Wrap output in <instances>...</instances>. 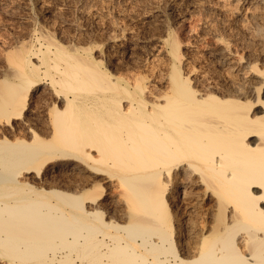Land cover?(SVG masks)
<instances>
[{"label": "bare ground", "instance_id": "bare-ground-1", "mask_svg": "<svg viewBox=\"0 0 264 264\" xmlns=\"http://www.w3.org/2000/svg\"><path fill=\"white\" fill-rule=\"evenodd\" d=\"M186 1L179 16L149 4L162 19L148 45L118 27L100 45L64 41L30 20L3 49L0 264H264V53L213 32L189 56L163 21L185 28ZM230 1L235 16L264 14V0Z\"/></svg>", "mask_w": 264, "mask_h": 264}, {"label": "rangeland", "instance_id": "rangeland-1", "mask_svg": "<svg viewBox=\"0 0 264 264\" xmlns=\"http://www.w3.org/2000/svg\"><path fill=\"white\" fill-rule=\"evenodd\" d=\"M17 4H16V2ZM0 0V54L4 53L2 51L5 50V48H10V47H13L15 42L17 40H19L20 38H22L25 33L32 27V25L34 26H41L40 23L43 24V28L44 29H47L50 33H53V35L55 36L56 39H60V40H64V41H69V42H80L81 39L83 42V39L85 42H89L91 44H102L105 38V35H106V32H110V30H116V28L118 27V29L116 31H120V33L122 31V34H123V37L124 38H128V37H131L135 42H139L138 44H142V42L144 40H146V37H147V34L148 37L150 36H156L159 34V31L161 28V17L157 16L156 12H153V13H150L149 11V4L152 5V3H155L156 5H158V10L159 11H163L164 10V6H165V3H169V4H172L174 5V14L178 15L179 14H182V12L180 13V11L184 10L187 8V1L186 0H165V3L163 0H143V1H140V0H43L44 4L47 5L49 7V9H45L44 7H40L38 8L40 5H41V1L42 0ZM75 1V2H74ZM82 1V2H81ZM84 1V2H83ZM89 1V3H88ZM97 1V2H96ZM102 1V2H101ZM107 1V3H105ZM115 1V2H113ZM120 1V2H118ZM136 3H135V2ZM148 1V2H147ZM158 3H157V2ZM160 1V2H159ZM202 1V4H204L203 6H201V2L197 4V0L193 1L192 2L195 4L192 3L194 9L191 8L192 12H189L190 14H188V18L186 20V23H184L185 25V28L184 26L182 25L181 27L179 26H174L175 24L173 23L174 21V18L172 16H166L163 21L165 24L168 25V27H177L175 29L177 30H174L173 28V31H176L174 32L175 33V36L178 35V40H183V43L184 42H189L190 41V44H183L182 41H181V44L182 45V50H185V48H189L190 45H194V47H196V50L195 52H192V53H188V51H186V53L190 55H192L193 53L197 54L195 56H199V54L202 52V50L204 51L206 47H209V46H212V42H211V35L212 33L216 32L215 35L218 36L219 38H221L223 41H225L226 43H228V45L230 46L229 48H231V50L233 52L236 53V51L234 50H237V53L238 55H241V56H248V55H254V56H258V55H262L264 53V29L263 25H264V20H262V17L264 16V14L261 16V19L258 20V22L256 23L255 20H252V19H249L246 15L245 12L241 11V13L238 15V16H235L234 14H231L232 12H234L233 10H235V7L234 5L230 4V0H205V2L203 0H200ZM219 1V3L222 5L223 3L225 4H229L228 6H226L225 4H223V7H222V13L224 14H221V13H218L215 11V9H211V8H216V6L219 7V3L217 4L216 2ZM221 1L223 3H221ZM230 1V2H229ZM10 2V3H9ZM15 2V3H14ZM34 2V3H33ZM37 2V3H36ZM40 2V3H39ZM58 4H56V3ZM68 2V4H67ZM79 2V3H77ZM81 2V3H80ZM87 2V3H86ZM126 4H125V3ZM140 2V3H139ZM146 2V3H145ZM175 2V3H174ZM199 2V0H198ZM229 2V3H228ZM21 3V4H20ZM27 3V4H26ZM54 3V4H53ZM76 3V5H74ZM94 3V6L93 4ZM96 3V5H95ZM111 3V4H110ZM117 5H116V4ZM144 3V4H143ZM163 3V4H162ZM182 3V4H180ZM210 3V4H209ZM215 3V6L213 7V4ZM24 4V6H23ZM40 4V5H39ZM56 4V5H55ZM72 4V5H71ZM79 4V7H77ZM86 4L89 6L87 7H90L89 9L86 7ZM92 4V5H91ZM129 4V5H128ZM142 4V6H141ZM162 4V5H161ZM177 4V5H176ZM186 4V5H185ZM200 4V5H199ZM212 5V7L208 6V5ZM21 5V6H20ZM34 5V6H33ZM36 5V7H35ZM39 5V6H38ZM55 5V6H54ZM59 5H62L64 7V10L62 6H59ZM82 7H81V6ZM99 5V7H98ZM138 5V6H137ZM146 5V6H145ZM148 5V6H147ZM160 5H161V8H160ZM183 5V6H182ZM206 5V7H205ZM234 7H232V6ZM69 8H68V7ZM76 6V7H75ZM108 6V7H107ZM113 6V7H112ZM134 6V7H133ZM186 6V8H185ZM195 6V7H194ZM200 8H199V7ZM61 7V8H60ZM72 7V8H70ZM86 7V8H85ZM140 7V8H138ZM144 7V9H143ZM180 7V8H179ZM205 10H203L202 8ZM228 7V8H227ZM11 8V9H10ZM20 8V9H19ZM36 8V9H34ZM58 8V10H57ZM79 8V9H78ZM82 8V9H81ZM85 8V9H84ZM161 10H160V9ZM197 8V9H196ZM206 8V9H205ZM228 9L227 12L226 10L224 9ZM233 8V10H232ZM15 9V10H14ZM17 9V10H16ZM29 9V10H27ZM34 9V10H33ZM39 12H38V10ZM44 9V11L42 12V10ZM91 9V10H90ZM140 9V10H139ZM176 9V10H175ZM196 9V10H195ZM208 9V10H207ZM231 9V10H230ZM27 10V12H25ZM55 12H54V11ZM145 10V11H143ZM147 10V12H146ZM203 10V11H202ZM210 10V11H209ZM230 10V12H229ZM37 11V12H36ZM82 11V12H81ZM87 11V12H85ZM143 11V12H142ZM200 11V15L198 12ZM207 11V12H206ZM214 11L216 13H214ZM9 12V13H8ZM36 12V13H35ZM90 12V13H89ZM140 12V13H139ZM177 12V13H176ZM196 12V13H195ZM207 13L208 15L206 14H203V13ZM211 12V13H210ZM213 12V13H212ZM229 12V14H228ZM13 13V14H12ZM46 13V14H45ZM50 13V14H49ZM54 13V15L52 14ZM83 13V14H82ZM85 13V14H84ZM179 13V14H178ZM192 13V15H191ZM199 16H198V14ZM29 14V16H28ZM42 14V15H41ZM50 16H49V15ZM123 14V15H122ZM142 14V15H140ZM143 14H146V15H143ZM156 14V15H155ZM196 14V15H195ZM211 14L212 16L214 17H211ZM228 14V15H227ZM243 14V15H242ZM245 14V15H244ZM39 15V16H38ZM52 15V16H51ZM58 15V16H57ZM131 15V16H130ZM153 17H152V16ZM206 15V16H204ZM218 15L220 16L218 18ZM233 15V16H231ZM28 16V17H27ZM87 16V17H85ZM90 16V17H88ZM92 16V17H91ZM128 16V17H127ZM136 16V17H135ZM143 16V17H142ZM148 16V17H147ZM217 16V17H215ZM225 16V18H224ZM231 16V17H230ZM245 16V17H244ZM31 17V19H30ZM42 17V18H41ZM52 18V20L50 18ZM78 17V18H77ZM83 17V18H82ZM142 19H141V18ZM152 17V18H151ZM169 17V19H168ZM172 17V18H171ZM191 17V18H190ZM193 17V19H192ZM205 17V18H203ZM207 17H209L208 19H206ZM241 17V19L239 18ZM243 17V19H242ZM246 17H247V20H246ZM47 18H49L47 20ZM54 18V19H53ZM61 18V19H60ZM99 18V19H98ZM128 18V19H127ZM130 18V19H129ZM139 18V19H138ZM147 18V19H146ZM171 18V19H170ZM201 18V19H200ZM221 18V19H220ZM223 18V19H222ZM229 18V19H228ZM236 18V19H235ZM245 18V19H244ZM38 19V20H37ZM103 19V20H102ZM112 19V20H111ZM156 19V21H155ZM217 19V20H216ZM235 19V21H234ZM242 21V23H240V21ZM30 20H32V25L29 23ZM42 20V21H41ZM58 20V21H57ZM110 20V21H109ZM134 20V21H133ZM142 20V21H141ZM152 20V21H151ZM190 20V21H189ZM192 20V21H191ZM205 20V21H204ZM213 20V21H211ZM246 20V22H245ZM40 21V22H38ZM53 21V23H52ZM74 21V22H73ZM129 21V22H128ZM139 21V22H138ZM144 21V22H143ZM149 21V22H148ZM154 21V22H153ZM158 21V22H157ZM160 21V22H159ZM204 23H203V22ZM208 21V22H206ZM218 21V22H217ZM226 21V23H225ZM229 21V22H228ZM234 21V22H233ZM238 21V23H236ZM249 21V22H247ZM68 22V23H66ZM85 22V23H84ZM112 22V23H111ZM158 24H157V23ZM220 22V23H219ZM245 22V23H244ZM260 22V23H259ZM263 22V23H262ZM29 23V24H28ZM80 25H79V24ZM93 23V24H92ZM102 23V24H101ZM144 23V24H143ZM156 23V24H155ZM160 23V24H159ZM171 23V24H170ZM189 23V24H187ZM207 23V24H206ZM211 23V24H210ZM213 23V24H212ZM219 23V24H218ZM224 23V24H223ZM230 23V24H229ZM236 23V24H235ZM253 25H252V24ZM38 24V25H37ZM48 24V25H47ZM50 24V25H49ZM52 24V25H51ZM78 24V25H77ZM114 24V25H112ZM143 24V25H141ZM148 24V25H147ZM150 24V25H149ZM174 24V25H173ZM187 24V25H186ZM203 24V25H202ZM206 26H205V25ZM222 24V26H221ZM229 24V25H227ZM234 24V25H232ZM250 24V25H249ZM258 24V25H257ZM28 25H30V27H28ZM66 25V26H65ZM84 25V26H83ZM117 25V26H116ZM153 25V26H152ZM170 25V26H169ZM199 25V26H198ZM202 25V27H201ZM215 27H214V26ZM225 25V26H224ZM233 27H232V26ZM248 25V26H247ZM262 27H261V26ZM48 26V27H47ZM62 26V27H61ZM73 26V27H72ZM83 26V27H82ZM112 26V27H111ZM114 26H116L114 28ZM146 26V27H145ZM155 26V27H154ZM158 26V27H157ZM186 26L188 28H191L190 29V32H189V29H186ZM216 26H219L216 28ZM235 26V27H234ZM240 26V27H239ZM26 27V28H25ZM28 27V28H27ZM88 27V28H87ZM111 27V28H109ZM154 27V28H153ZM226 27V28H225ZM229 27V29H228ZM248 28V29H245V28ZM250 27V28H249ZM254 27H256L255 29H253ZM262 29H260V28ZM86 28V30H85ZM158 28V29H156ZM180 28V29H179ZM182 28V29H181ZM202 28V29H201ZM208 28V29H207ZM215 28V29H214ZM258 28V30H257ZM51 29V31H50ZM126 29V30H124ZM129 29V30H128ZM179 29V31H178ZM186 29V30H185ZM194 29V31H193ZM205 29V30H204ZM213 29V30H212ZM217 29V30H216ZM228 29V31H226ZM245 29V30H244ZM56 30V31H54ZM60 30V31H59ZM80 30V31H79ZM107 30V31H106ZM150 30V31H149ZM159 30V31H157ZM184 30V31H182ZM192 30V31H191ZM203 30V31H201ZM230 30V32H229ZM238 30V31H237ZM256 30V31H255ZM84 31V32H83ZM88 33H86V32ZM89 31V32H88ZM155 31V32H154ZM188 33H187V32ZM201 31V32H200ZM207 31V32H206ZM209 31V32H208ZM218 31V32H217ZM262 31V32H261ZM25 32V33H24ZM133 34H132V33ZM211 32V33H210ZM238 32V33H237ZM240 32V33H239ZM243 32V33H242ZM246 32V33H245ZM257 32H258V35H257ZM20 33V34H18ZM60 33H61V37H60ZM70 33V34H69ZM81 33V34H80ZM85 33V34H84ZM129 33V34H128ZM135 33V34H134ZM154 33V34H153ZM190 33V34H189ZM200 33L202 35H200ZM204 33H207V36L204 35ZM210 33V34H209ZM213 33V34H214ZM230 33V34H229ZM233 33V34H232ZM245 33V34H244ZM262 33V34H261ZM131 34V35H130ZM137 34V35H136ZM142 34H144L142 36ZM186 34V36H185ZM209 34V35H208ZM227 34V35H226ZM237 34V35H236ZM57 35V36H56ZM65 35V36H63ZM67 35V36H66ZM71 35V36H70ZM83 35V36H82ZM141 35V36H140ZM191 35V36H190ZM193 35V36H192ZM196 35V36H195ZM235 35V36H234ZM249 35V36H248ZM257 35V36H256ZM260 35V36H259ZM70 36V37H69ZM82 36V37H81ZM87 36V37H86ZM104 36V37H103ZM136 38H135V37ZM141 38V39H139ZM205 36V37H204ZM221 36V37H220ZM241 36V37H240ZM253 36V37H252ZM262 36V37H261ZM18 39H17V38ZM68 37V39H66ZM72 37V38H71ZM75 37V38H74ZM84 37V38H83ZM90 37V38H88ZM103 37V38H102ZM134 37V38H133ZM143 37V38H142ZM177 37V36H176ZM184 37V38H183ZM194 37V38H193ZM199 37V38H198ZM202 37V38H200ZM207 37V38H206ZM210 37V38H208ZM226 39H225V38ZM232 39H230V38ZM236 37V38H235ZM248 37V38H247ZM258 37V38H257ZM79 38V39H78ZM205 38V39H204ZM224 38V39H223ZM2 39V40H1ZM75 41H74V40ZM78 39V41H77ZM143 39V41H142ZM189 39V40H188ZM210 39V40H209ZM234 39V40H233ZM236 39V40H235ZM238 39V40H237ZM253 39V40H252ZM259 39V40H258ZM9 40V41H8ZM71 40V41H70ZM192 40V41H191ZM209 40V41H208ZM231 42H229V41ZM241 40V41H239ZM243 40V41H242ZM14 41V42H13ZM96 41V43H95ZM196 41V42H195ZM208 43H207V42ZM7 44H6V43ZM93 42V43H92ZM261 42V43H260ZM146 43V44H145ZM208 45H207V44ZM211 45H210V44ZM260 43V44H259ZM5 44V45H4ZM10 44H13V45H10ZM206 44V45H205ZM7 45V46H6ZM144 45H148V42L147 41H144ZM201 45V46H199ZM202 45L205 46L202 48ZM260 45V46H259ZM6 46V47H5ZM4 47V48H3ZM249 47V48H248ZM263 48V49H262ZM4 49V50H3ZM261 49V51H260ZM195 50V49H194ZM250 50V52H249ZM201 51V52H200ZM257 51H259L260 53H258ZM2 52V53H1ZM140 55V52L142 53V51H137ZM257 52V53H255ZM263 52V53H262ZM240 53V54H239ZM242 53V54H241ZM244 53V55H243ZM248 53V54H247ZM250 53V54H249ZM252 53V54H251ZM254 53V54H253ZM193 54V55H194ZM258 54V55H257ZM3 55V54H2ZM144 55V54H143ZM142 56V54L140 55ZM195 56L193 57L192 56V60L193 58H195ZM144 58V56H142ZM142 58V59H143ZM2 56H0V65L3 66L2 64L4 63V58L2 59ZM152 59V60H150ZM201 59V58H200ZM198 58L197 61H190V63H193V64H197V65H203V59L200 60ZM148 60V62H147ZM150 60V61H149ZM143 65L140 66L138 68V70L140 72H142V74L144 75H151V73L153 72L152 69L155 71L156 70V66H157V58L156 57H151V58H147L146 60H143ZM201 61V63H199ZM147 62V63H146ZM197 62V63H195ZM154 63H156L154 65ZM145 64V65H144ZM147 65V66H146ZM153 65V66H152ZM145 66V67H144ZM143 67V68H142ZM149 67V68H148ZM1 68V67H0ZM142 68V69H141ZM147 68V69H146ZM145 70V71H144ZM144 71V72H143ZM149 74H147V72ZM150 71V72H149ZM152 71V72H151ZM33 101H37V97H34L33 98Z\"/></svg>", "mask_w": 264, "mask_h": 264}]
</instances>
